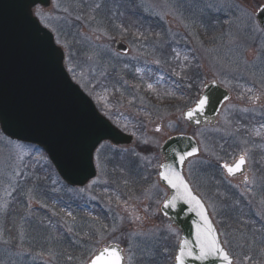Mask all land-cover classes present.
Masks as SVG:
<instances>
[{
	"label": "rangeland",
	"instance_id": "374dc122",
	"mask_svg": "<svg viewBox=\"0 0 264 264\" xmlns=\"http://www.w3.org/2000/svg\"><path fill=\"white\" fill-rule=\"evenodd\" d=\"M263 2L264 0H52V7L49 10L37 9L42 12V15L37 17L54 33L56 41H59L58 44L65 50L67 69L74 70L69 71L73 80L95 100L98 98L97 93H100L99 103L104 110H108L106 115L118 119L120 125H117L123 129L122 127L128 124L122 121L119 109L128 118L137 117L139 113L145 116L146 112L145 92L141 91V88L130 78L136 72L139 77L153 76L156 70H165L167 79L170 76L174 77L172 72L165 69V63L170 68L178 64L180 72L183 73L184 61L179 59L181 53L182 56L186 53L191 55V62L195 63L201 72L199 80L202 84L216 81L226 88L239 91L241 83L261 77L263 73L259 74V72L264 69V34L258 30L255 13ZM212 15L215 21L213 27L218 32L219 38L216 42L209 41L212 50L208 52L206 46L209 45L207 43L209 33L206 34L207 37L203 34L206 24L208 30L209 25L210 27L212 25L211 21L206 22L208 19L211 20L206 16ZM257 36H261L260 42L256 39ZM118 41H124L129 46L130 52L127 55L123 56L115 51ZM208 61L211 62L209 65ZM148 64L153 69L151 73ZM118 67L124 68L127 73L128 79L125 78L124 88L119 79V73L122 71L119 72ZM116 70L118 71L115 75L116 82L112 84L114 90L107 91L103 87L110 88V74ZM186 82L183 78L177 83L184 86V90H189ZM160 83L157 79L151 82L152 86ZM95 88L99 89L96 93H94ZM232 94L233 100L222 111L213 136L214 139L217 134L225 133L229 136L233 144L230 157L233 160L237 156L245 155L249 167L247 180L245 177L231 180L225 175L223 165L233 160L217 159L212 152L214 145L208 132L206 133L204 129L197 132L191 130L185 124L183 110L176 115L177 118L166 114V119L150 121L147 127L145 121V129L142 124L139 131H134L136 136L132 135L138 142H152L156 145H161L171 135L178 133H188L198 139L202 156L193 160L188 166V179L195 181L194 175L190 177V171L192 166L195 167V164L201 160L197 164L201 181L204 179L207 184L208 181H213L215 185L218 172L225 187L229 185L236 188L233 195L223 192L219 193L217 199L215 193L208 196L204 187L205 193L202 195L220 229L224 243L230 249L229 252L234 259L235 255L237 256L235 264H243L242 253L246 260L247 257H251L252 260L254 252L264 255V250H260L264 248V177L258 180L254 170L259 164L260 135L264 138V129H258L256 126L257 119L264 116V113L260 110L263 106L257 107L262 103L261 97L258 96V100L255 97L246 98L241 105L242 98L238 94L233 92ZM185 100H188V96ZM192 102L194 103V100ZM185 105L191 106L192 103L186 102ZM240 117L246 118V122L238 121ZM171 124H179L182 129L172 130ZM257 140V146L253 148L252 142ZM250 142L253 155L245 148ZM102 150L107 154L114 148L104 145L99 152ZM260 150L264 155L262 146ZM211 152L215 166L207 165L204 161V155H210ZM40 153L37 148L11 141L3 137L0 132V264H46V260L50 262L47 264H56L52 262L54 256L46 257L43 253L53 249L61 252L65 250L64 245L60 246L63 240L57 230V223L63 225V217L65 222L68 219V210L65 211L63 208L66 198L70 197L69 203L84 202L92 213L90 203L97 202L99 192L102 191L104 197L109 195L107 188L110 182L106 166L102 173H98L97 179L87 187L71 190L62 183L46 157H41ZM97 160L99 165L101 162L98 157ZM22 163L30 165V169L34 165L33 173L36 175L39 174V169L48 174L46 176L43 173L36 177L37 188L35 185L32 187L33 192L36 193L24 194L28 200L27 209L31 216L27 214L23 218H21L22 214H18L21 211L20 206L19 211L11 214L10 205L20 186L17 182L24 187L27 182L36 178L33 174L24 177L19 173V165ZM41 178L43 182L40 181ZM46 178L49 180L47 183ZM153 187L164 197L165 193L158 184H153ZM26 190L31 191V188ZM46 193H52L55 198L49 199ZM252 194L254 196L249 199L247 195ZM146 199L148 200L144 198L143 203L115 201L116 205L112 208L110 203H105L108 214L101 212L99 206L95 205L96 211L93 212L96 214V223L94 225L91 224L92 222L88 223V228L89 233L92 232V236L98 239L95 247L88 248L87 262L102 243H117L125 246L126 264H155L153 260L155 251L166 244L164 243L166 236L167 246L170 244L171 247L167 254L171 255L169 257L171 261L174 260L181 234L167 222L152 227L149 224L151 219L148 220L149 213L146 211L148 208ZM34 201L36 203L33 207H37L38 210L31 214V203ZM150 201L155 202L153 195ZM47 202L53 204V207L56 205L57 209L55 210ZM161 203L158 202L151 218H158ZM233 207H235L234 213H230ZM242 210L249 213V225L241 216ZM40 211L42 213H38ZM45 213L50 214L51 218L55 217L56 222L47 220ZM230 218L236 222L240 220L243 225L247 224L250 230L244 227L241 234H238L239 230H234L235 226H232ZM7 225H9L8 231ZM68 227L70 229V224ZM31 249L43 253L35 254L29 251Z\"/></svg>",
	"mask_w": 264,
	"mask_h": 264
},
{
	"label": "water",
	"instance_id": "95a60500",
	"mask_svg": "<svg viewBox=\"0 0 264 264\" xmlns=\"http://www.w3.org/2000/svg\"><path fill=\"white\" fill-rule=\"evenodd\" d=\"M39 5L48 8L51 1L0 0V117L4 118L0 120V128L13 140L42 147L66 182L71 186H84L95 176L93 155L102 142L130 145L133 139L104 118L73 83L65 69L63 50L56 46L53 35L34 15V8ZM257 17L264 20V12L259 10ZM50 46L58 49V55L51 52ZM116 49L128 53L121 42ZM204 95H210L213 103L197 117L203 121L205 116L216 117L228 99V93L215 83L207 87ZM189 123L197 126L193 121ZM193 148L198 149V146L191 137L178 136L169 140L164 148L166 164H172L184 176L186 162L197 156L199 149L183 165L178 164L175 152L184 153ZM160 180L171 195L167 182L161 176ZM162 213L182 233L181 240L195 241L201 220L188 205L162 208ZM186 264L201 262L189 260Z\"/></svg>",
	"mask_w": 264,
	"mask_h": 264
},
{
	"label": "snow or ice",
	"instance_id": "6c2138e0",
	"mask_svg": "<svg viewBox=\"0 0 264 264\" xmlns=\"http://www.w3.org/2000/svg\"><path fill=\"white\" fill-rule=\"evenodd\" d=\"M264 12V8L260 9ZM36 15H42L40 10H37ZM258 20V30L264 31V20ZM255 23V22H254ZM59 43V41H57ZM50 50L53 54L58 55V49L52 48ZM68 71L72 72L73 69L69 68ZM148 88L151 89L152 85L149 84ZM213 103V99L210 95H204L196 101V106L190 108L185 113V118L188 121L199 123L197 118L202 115L208 105ZM246 110V109H245ZM0 120L4 118L0 117ZM159 131V129H157ZM198 149L193 148L191 151L184 153L175 152V156L179 165H183L185 161L194 155H196ZM246 164L245 155H240L237 160L231 165L224 164L229 175H234L237 172H242L243 166ZM162 171L159 173L161 178L167 182V185L172 190V194L165 200L163 208L175 209L179 204L188 205L189 210L196 213L200 217L201 224L197 225L195 241L181 240L179 243L178 251L175 255V264H186L187 261H199L209 262V264H215L216 261H220L221 264H233L232 256L229 251L223 246V243L219 240L216 229L212 227L208 220L206 209L201 199L198 198L184 176L177 171L176 167L172 164L160 165ZM247 180V177H245ZM71 215V213H69ZM124 256L122 251L116 245H106L102 248H98L91 256L88 264H123Z\"/></svg>",
	"mask_w": 264,
	"mask_h": 264
},
{
	"label": "flooded vegetation",
	"instance_id": "af4514ba",
	"mask_svg": "<svg viewBox=\"0 0 264 264\" xmlns=\"http://www.w3.org/2000/svg\"><path fill=\"white\" fill-rule=\"evenodd\" d=\"M207 49H211V46L208 45ZM211 63V62H210ZM208 63V65L210 64ZM261 77H259L258 79H256L255 81H253L250 84H245V82L240 84V88L239 91L237 90H233L232 88H230V90L234 93V94H238V96H240L242 98V102L241 105L246 101V98H251V97H255L256 100H258V96L261 97L262 99L260 101H262L261 104H258L257 107L263 106L264 108V69H262V72H259V74H262ZM200 76H201V72L199 71L198 68H196L194 70V79L189 83V90H185V92H181L183 95V99L181 100H185L188 96V100L189 102L192 103V101L194 100L195 102L191 105V106H187L185 108V110L194 107V105H196V101L200 98L202 92L204 91L206 85L208 83H203L202 81H200ZM187 81V80H186ZM230 91V92H231ZM231 92V93H232ZM178 98H176L177 100ZM232 102V101H231ZM179 108H182V104L180 102H178V106H177V110ZM261 108L260 110L264 113V109ZM224 110V108L222 109V111ZM222 114V112H221ZM221 116V115H220ZM220 118H218L217 120L219 121ZM246 118H242L240 117L238 119V121H243L246 122ZM218 121L216 122L215 125H211L210 123L199 127L197 129H193V131H198L201 129L206 130V133L208 135H210V140L211 142L213 141V135H214V129L218 124ZM258 129H264V116H260L257 119V125ZM244 138V135L242 136ZM263 139L262 136L260 135V146H259V151H258V156H259V164H257V174L260 173L261 175H264V155L262 154L260 148L261 145L263 143ZM258 142V140H257ZM213 144V143H212ZM141 155H143L141 153ZM257 155V154H256ZM208 162L210 163H214V158L212 156V154H210V156L208 157ZM164 163V158L162 156V152H161V147H158V145L154 144V143H146V166L141 167V173H143L141 180H145L146 179V190H143L141 192H134L132 190H129V186L126 187V191L122 194V196L117 197L119 203H127L129 201H134L136 199H144V198H148V200L146 199V206H148V208L146 209V211L150 214L153 212L154 208L156 207V205L158 204L160 198L162 195H160V192H158L157 190H155V188L153 187V184H158L160 187V183H159V173H160V165H162ZM189 166V164H188ZM188 166L186 167V173L188 172ZM131 170H126L125 173L130 172ZM198 169L197 166H192L190 173L192 175H196L198 181H195V184L198 185L199 183H204V179H202L201 181V176L197 173ZM161 190H163L164 193H166V190H164L162 187H160ZM193 188H197V186H193ZM214 192V183L213 181H208L207 187H206V193L207 194H212ZM116 195V194H115ZM154 196V201L155 202H151L150 198L151 196ZM165 196V195H164ZM158 211L160 212V209H158ZM157 220H160V218L158 217L157 219H153L152 220V224L153 225H157Z\"/></svg>",
	"mask_w": 264,
	"mask_h": 264
},
{
	"label": "trees",
	"instance_id": "16d2710c",
	"mask_svg": "<svg viewBox=\"0 0 264 264\" xmlns=\"http://www.w3.org/2000/svg\"><path fill=\"white\" fill-rule=\"evenodd\" d=\"M257 263H259V262H257ZM257 263H255V264H257ZM260 264V263H259Z\"/></svg>",
	"mask_w": 264,
	"mask_h": 264
}]
</instances>
